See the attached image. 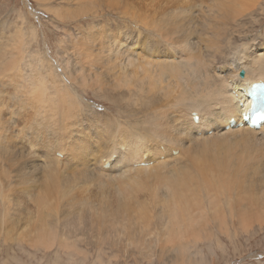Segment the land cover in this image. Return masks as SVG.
Masks as SVG:
<instances>
[{"label":"bare ground","instance_id":"obj_1","mask_svg":"<svg viewBox=\"0 0 264 264\" xmlns=\"http://www.w3.org/2000/svg\"><path fill=\"white\" fill-rule=\"evenodd\" d=\"M199 2L201 15L193 0H146L152 8L145 10V15L132 12L127 0H89L85 11L79 7L69 11L73 17L86 13L95 18L105 8L115 9L134 27L124 24L112 29L110 24L98 22L88 42L75 44L82 45V57L90 58L89 88L94 95L111 101L128 117L102 123L104 132L93 116V130L88 133L81 128L90 116L74 88L76 83L87 85L83 68L79 75L70 71L54 76L38 74L35 60H25L14 50L24 40L21 26L6 42L2 34L7 31L1 32L0 80L7 90L0 85V237L6 235L48 250L57 241L56 246L70 252H77L80 239L87 244L93 241L99 251L103 246L120 251L128 243L146 250L153 246V226L162 237L157 245L161 261L167 254L166 264H188L191 240L192 250L201 249L198 240H205L203 247L214 244L223 250V236L233 242L241 233L250 234L258 221L262 226L264 125L257 130H226V126L231 118L241 120L250 110L251 89L264 82V0ZM258 13L262 20H257ZM258 24L261 28H255ZM136 37L156 53L134 46L130 40ZM161 41L173 49L172 54L152 48ZM188 44L191 52L180 51ZM128 48L169 62L158 61L159 72L152 73L148 67L157 68L158 64L147 58L131 60ZM38 57L34 58L43 59ZM213 61L219 64L215 69ZM26 63L30 74H24ZM49 79L56 97L46 92L39 96ZM132 102L141 105L136 117L130 108L122 107ZM194 112L197 124L192 121ZM7 115L10 117H4ZM22 115L24 124L20 126ZM132 119L139 128L133 126ZM33 133L41 138L35 155ZM54 137L67 141V154L52 146ZM102 138L116 148L102 160L90 157V165L103 173H115L112 183L116 190L109 198L103 193V200L95 206L88 200L90 194L77 189V181L86 174L70 177L50 165L60 159L68 161L71 149L78 169L89 167L86 155L95 148L87 140ZM235 143L241 151L231 149ZM172 150L179 153L174 156ZM106 161L111 163L108 169L103 167ZM141 162L146 165L138 166ZM155 165L153 173H128ZM101 184L111 185L108 181ZM14 186L19 187L16 190ZM136 187H145V198L126 191ZM23 201L32 207H25Z\"/></svg>","mask_w":264,"mask_h":264},{"label":"rangeland","instance_id":"obj_2","mask_svg":"<svg viewBox=\"0 0 264 264\" xmlns=\"http://www.w3.org/2000/svg\"><path fill=\"white\" fill-rule=\"evenodd\" d=\"M88 1L89 0H77V1L76 0L75 1L74 0H0V35H1V32L3 33V31L4 32L7 31V33L2 34L4 36L3 40L4 42H6L7 38L13 35V32L15 31L16 27L21 26L19 30L21 33L23 32L24 40H23L22 45L18 44L14 50L19 51L20 52L19 56L23 55L25 60L29 58H33L35 62L37 63V66H39V68L36 69L38 74L48 72L54 76L56 74H60V72L70 71L75 75H79L81 68L84 69V74L86 77L87 85L82 84V83L80 84L76 83L74 84V88L78 91V95L80 96V98H82L80 101H82L83 106L86 108V110L90 114V116H88L89 119H85L81 126L83 131L89 133L94 128L92 120H90L91 116L96 117V119L99 121L97 123L99 124L98 127L103 132H104V128H103L102 123L103 124H107L109 122L117 123L118 122L117 119L119 120L120 118L119 121H121L128 117L124 116L121 110L118 109L119 107L114 106L111 101L104 100L101 98L99 99V97H96L94 95V91L91 89L92 87L89 88V85L91 84V79H90L91 74L89 71L90 58L82 57L81 51H80V48L82 45H75V44L77 42L79 43L88 42L89 34L91 30L93 29V27L98 22L110 24L112 29L117 28L118 26H124V24L130 25L132 30H134V27L130 19L124 16V14L121 11L119 10L114 11L115 9L105 8L95 18H93L92 15L86 14V13L83 16H81L82 18L80 16L73 17V16H70V14L68 15L69 11H74L76 9L78 10L79 8L85 11ZM127 1L131 2L129 8H131L132 12H137L138 14H141L140 12H142V14L145 15L146 12L144 11L147 10L148 8H152L146 5V0H140V1L139 0H127ZM199 1L200 0H193V2L196 5L195 11L199 12L197 13L198 15H201L200 13L203 7L199 5V3H201ZM77 3L78 5H81V6H78ZM81 3L83 4V6ZM74 4L76 6H74ZM262 13H264V11H262ZM257 16H258L257 17L258 21L262 20V17H263L262 15L258 13ZM262 21H263L262 28H261V25L259 24L256 25L255 28L257 27L261 28V34L263 36L264 35V20ZM9 25H12V26H9ZM6 26H8L9 29ZM130 41L136 47H143L149 50L152 54L156 53V52H153L148 47H145L143 40H139L137 39V37ZM162 42L163 41H161L159 44L153 43L152 48L156 50H161V51L170 50L171 51L170 54H172L173 49L171 47L169 48V46L165 43V41L163 43ZM128 50L131 54V60L147 58L149 60H152L156 64H158L157 68L148 67V71L152 73L159 72L160 64L158 63V61L169 62L163 59H153L150 56H145L143 54L135 53L132 51V49H129V48ZM180 51H184L185 53L191 52L190 44H188L187 47L182 48ZM38 56L43 59H40V60L35 59ZM218 65L213 61L212 69H215V67ZM25 66H26V72L24 74H27L28 71L30 74V70H29L27 63L25 64ZM0 78H2V75H0ZM51 80L52 79H49L48 82L46 83L47 87H45L44 85L41 87L43 89V92H39L38 93L39 96H44L46 92L48 96L56 97L53 84H51ZM0 85L7 90V85H3L1 80H0ZM135 100H137L139 103L140 102L142 103V100H139L138 98H136V96H135ZM135 103L136 102H132V103H126L122 105V107L125 106L126 109L130 108L131 111H134V113L136 114L134 115V117L138 115L137 114L138 112H136L137 109H140L138 107H141L139 103L136 105ZM23 116L24 115H22L20 119L21 121L20 126H23L24 124L22 122ZM4 117H10V115L4 116ZM132 122H133L134 127L139 128V126L135 124L133 119H132ZM116 131H117L116 128H114L115 133ZM36 135L37 134H34V133L30 134V138L33 141H35L33 150L36 153L35 152L32 153L33 155L37 154L39 150L37 148L41 145V138H36L38 137ZM198 136L201 137L199 133H198ZM87 141L88 143L92 145V149L95 148L94 150H92L86 155V159L88 161L89 167L83 166L82 168L78 169L77 164L75 163L76 161L73 160L74 155L71 149H69V153L71 154V156L68 159V161H63L60 159V161L50 166L55 167L56 169L59 170V172H63L64 174L70 177H80L81 175L86 174L84 178L77 181L76 183L77 189L80 188L81 190L78 192H81V193L83 192V195L86 192H87L86 194L88 195L90 194L91 199L89 198L88 200L91 203H93V205L96 206L98 205L100 198H102L103 200V193H107V198L111 196L110 195L111 192L114 193V191L112 190H116V189L113 188L114 185L112 183V180L116 179L117 177L113 175L115 173H112V172L103 173L99 169H95L93 166L91 167L90 157H95L97 159L102 160L103 157L110 155L112 150L115 149L116 147L109 145V143L103 140V138L99 141H94L92 139H88ZM230 142H232L234 145V140L231 139ZM51 144L52 146L56 148V150H62L63 152L67 154L68 143L64 138L54 137L52 139ZM235 144H236L235 148H233V145H231L232 146L231 149L234 152L241 151V146H238L239 144L237 143ZM161 160L164 161V156L161 157ZM260 162L262 161H259L258 163ZM7 166L8 165L5 163V167ZM155 167L156 165L152 167H148V168L132 169V171H129L128 173H131V175H133L140 170L142 171L149 170L148 172L153 173ZM101 181L103 182L108 181V183H110L111 185L103 186L101 184ZM14 182L15 180L10 181V183L12 184ZM90 182H93V183L90 184ZM86 184H89V186H87ZM18 187L19 186L15 187V189L17 190ZM84 187H87V188H84ZM108 188H110V190H107ZM141 188L144 191H142ZM101 189H104L107 192L101 191ZM121 189L125 190V187ZM126 191H128V193L133 192L136 195H139L140 197H143V198L146 197L145 187H136V188L129 189ZM95 194H97V196H95ZM11 196L13 195L11 194ZM224 199L225 198L223 197L221 200H224ZM23 204L25 207H28V206L32 207V204H30L28 201H23ZM257 223H255L256 225H254V228H252V231L250 234L243 235L241 233L238 235L237 239L234 240L233 242L230 241V239L227 238L226 236L225 237L223 236V238H225L224 246H226V247L223 246V250L219 249V247L217 248V246H215L214 244H212L210 248L205 247V246L203 247L201 244L204 243L205 240H198V243H199V246H201L200 247L201 249L194 247V249L192 250L193 240H191L192 245L188 246L189 247L188 250L189 249L190 250L189 251L187 250V253H186L187 255H189L190 258H188L186 262H188V264H216V263L217 264H264V223L261 224L262 226H259L258 225L259 223L258 224ZM19 230L21 231V229ZM150 230H153L151 231V234H150L151 239L153 240V246L151 249L147 248L146 250H140V249L138 250L136 245L131 247L132 244L130 245L129 243L128 244L123 243L126 245L123 246L124 248L120 251L114 250V249L113 251L110 247H106V246H103L104 248L102 247L103 249L99 251L97 250V246H94L95 243H93V241H90L92 244L91 243L87 244L83 240L81 241V239H80L81 242L79 241L80 245L78 246V249L76 250L77 252H70L64 248L60 249L58 246H56L57 241L55 243V246L51 250H48L42 247H39V248L35 246L32 247L28 245V243H23V242H20V243L21 244L23 243L25 245L23 244L21 245L18 241H15L14 239H10V237H7L5 235L4 238H7L9 240L6 241L4 240L3 237H0V264H100V263L102 264H166L165 262L169 259V256H167L166 254L164 256L165 259L163 258V260L161 261V258H160L161 256L159 257V255H161L159 253L160 250L159 248H157L159 238L160 240L162 239V237H160L159 235L160 232L158 231V229H156L153 226L151 227ZM154 231H156L155 235H154ZM79 249L81 250L79 251ZM24 250H27V251H24ZM81 251L82 252L84 251L85 253L83 252L82 254ZM69 252L73 253V255L70 254ZM91 252H92V255H91ZM141 253L145 254V257H143ZM170 253L173 254V252H170ZM148 255L151 258H149ZM171 256L172 255L170 254V257ZM198 256H200V259ZM212 256L214 258H212ZM201 257H205V258L201 259ZM195 259H198V260H195ZM215 260L217 261L215 262ZM174 264H183V263L180 261V263L177 262Z\"/></svg>","mask_w":264,"mask_h":264},{"label":"water","instance_id":"obj_3","mask_svg":"<svg viewBox=\"0 0 264 264\" xmlns=\"http://www.w3.org/2000/svg\"><path fill=\"white\" fill-rule=\"evenodd\" d=\"M244 74H245L244 71H241L240 76L243 77Z\"/></svg>","mask_w":264,"mask_h":264},{"label":"snow or ice","instance_id":"obj_4","mask_svg":"<svg viewBox=\"0 0 264 264\" xmlns=\"http://www.w3.org/2000/svg\"><path fill=\"white\" fill-rule=\"evenodd\" d=\"M150 46H151V42H150Z\"/></svg>","mask_w":264,"mask_h":264}]
</instances>
